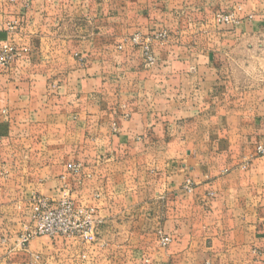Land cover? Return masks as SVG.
<instances>
[{"label": "crops", "instance_id": "1", "mask_svg": "<svg viewBox=\"0 0 264 264\" xmlns=\"http://www.w3.org/2000/svg\"><path fill=\"white\" fill-rule=\"evenodd\" d=\"M209 1L0 0V43L20 51L0 66V157L8 149L10 160L24 154L33 166L44 155L36 171L49 190L50 177H77V206L103 222L77 249V264H264V58L250 61L263 71L227 73L236 58L220 54L211 72L213 57H179L169 46L176 34L195 33L191 24L177 28L181 14L194 24L209 16ZM248 14L241 31L264 28V11ZM136 33L167 34L150 69L141 46L116 49ZM210 114L233 115L231 138L204 134ZM230 143L241 151L163 150ZM36 145L57 149L37 154ZM187 176L197 186L182 202ZM160 233L172 238L167 247Z\"/></svg>", "mask_w": 264, "mask_h": 264}, {"label": "rangeland", "instance_id": "2", "mask_svg": "<svg viewBox=\"0 0 264 264\" xmlns=\"http://www.w3.org/2000/svg\"><path fill=\"white\" fill-rule=\"evenodd\" d=\"M206 3L208 4V11L210 12L209 16L203 19L194 17L195 22L193 24V18L186 16V14H181L177 22H175L177 28L181 31L185 30L181 29V27L185 28L190 24L193 25L192 30L195 33L188 35L186 33L182 35L176 34L174 44H169L171 51L179 57L189 56V52L198 58L213 57L211 63H208V68H210L211 72L218 71L217 59L220 54L227 58H236V65L232 61L231 64L225 67L227 73H254L257 69L258 71H263L261 66H250V61L255 58H264V28L260 29V31L250 33L241 31L240 26L243 21L248 20V22H252L254 19L251 14L243 16L246 10L250 9L253 11L254 8L256 12L264 11V1L230 2L229 0H211ZM233 13H235L237 18L236 22H226L218 16H228ZM134 20L133 24H136L137 18H134ZM103 24H100L99 27ZM83 25L85 26V24ZM203 25L205 29L202 28ZM118 27L120 29L122 27L129 29L133 28V25L124 26L120 24ZM207 29L209 33L205 32ZM180 30L177 32L180 33ZM208 35H210V39H208ZM137 36L141 37V39L152 38L150 44H148L150 47V56L153 58L152 61L147 59L143 45L133 43V38ZM185 37H193L195 44H192V49H187V46L189 47L190 44H182L185 43L183 41ZM121 39L118 38V41ZM166 39L167 37L164 40ZM158 41L163 42V40L155 39V35L151 37V35L136 33L123 39L122 43L116 44V49L122 51L126 45L135 48H140L141 46L144 59L143 66L146 69H150L157 62V51L155 50L159 49V46L164 45L156 44ZM178 67L185 71L186 65L183 64ZM232 122L234 123L232 114L220 115V117H218V114H210L209 124L206 125L209 128L203 127L204 134L208 131L210 140H217L219 136L223 135L231 138L234 132L227 125L232 124ZM200 129L194 131L200 133V131H203ZM178 132L184 133L185 130H178ZM43 134L45 136L50 135L47 130L44 133L38 130L34 133V136H43ZM34 148L35 153L46 154L53 152L54 149H57V146L36 145ZM163 150L166 152L171 151V153L178 152L182 156L186 154L185 152L187 150L192 152L193 155L197 153H213L222 150L228 152L241 151L239 147L236 145L233 146L231 143L225 145H165L163 146ZM242 151L244 152L243 148ZM9 152L8 149L2 150L0 157V264H77V249L90 244H80L77 242V188L74 187L77 177H50L51 188L50 190L46 189L41 184L43 180L46 182L48 179L43 175H38L37 172L39 171H36L41 166V161L39 162L38 159L40 160L44 155L42 157H36L32 166V162L27 163V160H24V154L17 155L19 158L10 160ZM19 152L22 151L19 150ZM210 163L218 165L216 161H210ZM27 168H33V176L28 178L25 177L24 172ZM75 173L77 174V172ZM189 179L193 182L194 189L197 186L192 177L187 176L185 178L179 198L182 202L188 200L189 195L194 192L193 190L192 193L185 195L184 188ZM30 184H33L34 188L31 192H26V185ZM54 184L57 185L55 186ZM68 184L71 185V189ZM44 201H47L50 209L42 206ZM54 208L57 209L59 214H56L54 220L50 222L52 224H49L46 222V212L49 210L52 211ZM49 225L61 229L54 236L45 234L33 235L31 233V231L36 230V227H42L44 231ZM161 235L164 234L160 233V237Z\"/></svg>", "mask_w": 264, "mask_h": 264}, {"label": "built area", "instance_id": "3", "mask_svg": "<svg viewBox=\"0 0 264 264\" xmlns=\"http://www.w3.org/2000/svg\"><path fill=\"white\" fill-rule=\"evenodd\" d=\"M14 1V0H12ZM219 18L226 22H236L237 18L235 13L228 15V16H221L218 15ZM12 29V27H11ZM167 37L166 33L159 34L155 36V39L164 40ZM152 38H143L137 36L133 38V43L136 45H143V49L145 51V55L147 59L152 61L153 58L150 56V44ZM20 55L19 49L10 42L7 43H0V66L2 67H9L11 63L15 60L17 56ZM259 153L264 154V146L260 145L258 147ZM185 195L192 193L194 190V184L189 179L185 185ZM42 206L46 209H50V205L47 201L42 203ZM46 222L52 224V220L56 217V214H59L57 209L54 208L52 211L49 210L46 212ZM102 220L96 216V210L93 208H85L82 206H77V242L80 244H88L93 243L98 236L100 227L102 225ZM61 228H55L53 225L47 226L43 231V228H37L36 230L31 231L33 235H40L45 234L49 236H54ZM172 242V239L168 235H161L160 237V245L161 247H167ZM85 258V256H83Z\"/></svg>", "mask_w": 264, "mask_h": 264}]
</instances>
